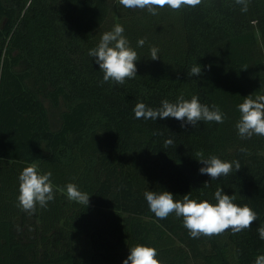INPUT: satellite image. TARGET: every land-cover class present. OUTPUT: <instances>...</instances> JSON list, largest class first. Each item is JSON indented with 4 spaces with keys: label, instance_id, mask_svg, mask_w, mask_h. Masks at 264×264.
Masks as SVG:
<instances>
[{
    "label": "trees",
    "instance_id": "1",
    "mask_svg": "<svg viewBox=\"0 0 264 264\" xmlns=\"http://www.w3.org/2000/svg\"><path fill=\"white\" fill-rule=\"evenodd\" d=\"M241 7L202 0L152 15L119 0H0V264H123L137 244L154 247L161 264L264 255V136L241 139L235 127L243 98L264 95V0ZM116 24L139 57L123 85L102 83L88 55ZM195 64L200 76L190 75ZM181 94L217 105L224 123L135 118L137 103L159 108ZM200 150L241 169L212 180L199 171ZM30 164L52 172L55 196L31 215L17 199ZM68 183L90 195L87 207L67 198ZM217 188L258 214L250 229L193 239L183 217L157 218L144 196L166 190L215 204Z\"/></svg>",
    "mask_w": 264,
    "mask_h": 264
},
{
    "label": "clouds",
    "instance_id": "2",
    "mask_svg": "<svg viewBox=\"0 0 264 264\" xmlns=\"http://www.w3.org/2000/svg\"><path fill=\"white\" fill-rule=\"evenodd\" d=\"M202 3V0H119V4L128 9H147L152 15H156L158 9L168 7L179 11L183 7L194 8ZM241 5V11H248L249 0H235ZM124 28L116 24L112 30L102 34L98 46L92 48L88 55L95 58V63L103 72V81H112L123 85L126 80L134 79L137 75L136 62L138 54L130 47L129 40L124 36ZM145 39H139L137 45L142 47ZM159 49L155 46L150 49L152 60L160 59ZM201 66L195 64L190 69V75L200 76ZM240 118L235 127L241 139H250L253 135L264 136V95H249L243 98L238 105ZM136 119L153 120L175 118L181 121V127L190 124L194 128L198 122H216L223 124L225 114L217 105L202 104L195 95L186 100L181 94L175 103L168 100L161 101L159 108L146 106L143 102L137 103L133 109ZM172 140H166L165 146L171 145ZM241 152L247 149L241 148ZM197 161L205 165L199 169L201 174H207L212 180L227 176L233 171L241 169L238 160L224 161L212 155L204 158L202 150L196 152ZM52 172L41 173L36 164H30L19 174L18 207L28 213L34 214L37 206L42 209L48 207V203L55 199L54 185L51 180ZM209 185L205 182L204 187ZM66 195L70 201H75L86 207L89 204L90 195L78 189L74 183L66 185ZM149 209L159 219H166L175 213L177 217H183V226L188 230L193 239L201 236L212 237L223 234L231 229L239 233L250 229L253 222L258 219V214L247 204L238 206L234 203L236 196L226 195L223 188H217L214 193L215 204L208 200L197 201L190 198V193L185 194L182 200H175L169 191H146L144 193ZM261 240H264V224L257 228ZM157 250L154 247L137 244L130 248V254L123 264H161L156 258ZM255 264H264V255L255 258Z\"/></svg>",
    "mask_w": 264,
    "mask_h": 264
},
{
    "label": "rangeland",
    "instance_id": "3",
    "mask_svg": "<svg viewBox=\"0 0 264 264\" xmlns=\"http://www.w3.org/2000/svg\"><path fill=\"white\" fill-rule=\"evenodd\" d=\"M260 43V41H258ZM46 104H48V102L46 101Z\"/></svg>",
    "mask_w": 264,
    "mask_h": 264
}]
</instances>
